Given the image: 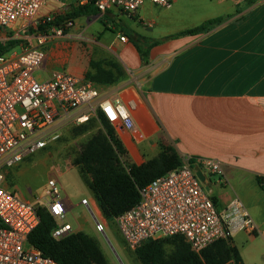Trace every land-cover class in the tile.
I'll return each mask as SVG.
<instances>
[{"label":"crops","instance_id":"obj_1","mask_svg":"<svg viewBox=\"0 0 264 264\" xmlns=\"http://www.w3.org/2000/svg\"><path fill=\"white\" fill-rule=\"evenodd\" d=\"M213 1L210 4L217 15L203 22L215 18L224 21L208 33L175 39H166L171 34L150 39L129 25L134 22L145 26L147 2L132 17L117 9L98 12L96 16L106 19L104 29L116 33L106 42L100 40L101 36L87 33L97 22L89 19L96 16L73 19L63 40L45 46V60L37 76L47 79L55 71L68 73L66 67L75 56L79 64L68 74L89 81L108 98L134 100L131 127L112 126L129 164H145L156 158L163 146L172 147L181 160H217L224 184L215 180L209 190L217 211L228 214L237 203L258 229L252 235L236 232L231 244L243 264H264V0L247 9L234 0ZM86 3L87 0H48L41 12L66 16ZM127 28L132 33H127ZM120 36L127 41L120 42ZM155 41L160 42L150 48ZM137 47L147 52L144 58ZM91 62L113 72L115 82L96 84L86 79L88 72L94 74ZM113 65L122 72L121 76ZM83 187L74 184L72 193L61 187L62 199L70 210L67 215L75 208L89 215L80 204L87 199L102 217L95 199L92 195L86 197ZM78 227V232H83Z\"/></svg>","mask_w":264,"mask_h":264},{"label":"built area","instance_id":"obj_2","mask_svg":"<svg viewBox=\"0 0 264 264\" xmlns=\"http://www.w3.org/2000/svg\"><path fill=\"white\" fill-rule=\"evenodd\" d=\"M241 2L242 0H234ZM48 0H0V46L18 44L0 54V264H57L28 242L39 224V209L55 222L51 237L62 240L78 232L66 220L70 211L62 199V188L50 177L42 194L29 202L1 185L2 172L56 142L70 124H85L101 113L111 126L131 127L134 100L108 98L89 81L63 71L47 79L37 76L45 60V46L64 37L60 27L40 32L38 26L52 19L41 16ZM169 8L175 0H96L100 14L117 9L129 17L144 3ZM71 25L64 24V27ZM119 41L125 43V36ZM197 172H200L201 181ZM213 177L224 184L220 163L214 159L184 157L176 169L138 190L139 201L114 218L127 248L134 252L147 241L180 236L200 254L236 232L256 234L258 229L246 210L233 204L220 214L204 184ZM94 229L105 236L106 224L82 199Z\"/></svg>","mask_w":264,"mask_h":264},{"label":"trees","instance_id":"obj_3","mask_svg":"<svg viewBox=\"0 0 264 264\" xmlns=\"http://www.w3.org/2000/svg\"><path fill=\"white\" fill-rule=\"evenodd\" d=\"M259 0H247L248 6ZM96 0H87V3L76 7L66 16L55 17L50 22L38 26L40 32L50 27H60L65 36L68 29L64 22L71 23L73 19L83 16H96ZM224 21V18H215L203 22L199 26L179 32L166 39H175L184 36H195L208 33ZM133 37V36H131ZM160 41L152 43L150 48ZM18 42H9L6 47L0 46V54L16 46ZM138 49V47H137ZM145 57L147 52H141ZM94 74L88 72L85 78L96 84H112L115 82L113 72L101 68L100 63H90ZM116 68L115 65L112 66ZM116 73L122 72L116 68ZM96 119L103 128L92 136L83 146L75 164L81 167L86 177L87 186L100 210L102 217L113 221L115 217L132 208L139 201L138 190L152 180L176 169L182 163L176 151L169 146L161 147L158 156L141 166L126 162V151L115 135L113 127L101 113ZM39 224L28 236L29 244L40 251L45 257L57 264H108L97 241L84 232H76L65 239L56 241L51 237L55 227L53 218L45 209H39ZM230 240V239H229ZM229 240H219L200 254H196L180 236L147 241L134 251L140 264H243L238 250L229 243ZM170 246L171 252L166 254L165 247Z\"/></svg>","mask_w":264,"mask_h":264},{"label":"rangeland","instance_id":"obj_4","mask_svg":"<svg viewBox=\"0 0 264 264\" xmlns=\"http://www.w3.org/2000/svg\"><path fill=\"white\" fill-rule=\"evenodd\" d=\"M213 2V0H180L169 8L157 7L146 3L143 21L145 26L138 23L134 24V22H129V25H133L138 29L137 31L144 33L150 39H160L165 34L173 35L179 31L196 27L203 23V20L217 15V11L210 4ZM241 2L243 4L242 8L251 7L248 6L247 0H242ZM41 11V16H49L51 19H54L55 15H57H43ZM89 20L97 22L87 29L88 34L97 37L101 36L100 40L102 42L114 38L115 32L110 29H104L103 23L106 21L104 17L96 16ZM86 24L88 22L84 26ZM65 27L71 28V25ZM127 29V33H132L129 28ZM72 33H75L74 30ZM62 38L55 39L52 43ZM96 39L98 40V38ZM78 64L79 60L72 56L66 67L67 72L71 73ZM100 131L103 132V128L96 118L90 119L85 124L68 125L56 142L50 144L44 150L28 156L22 163L12 168L4 169L1 185L23 199L32 202L42 194L47 180L53 177L58 180L64 190L70 193H72L74 184H82L85 186L83 187L86 193L85 196L90 198L92 194H90L86 185L87 179L82 174L81 167L75 164V160L78 158L85 143ZM210 182L211 184H204L207 192L214 187L212 184H214L215 178L211 177ZM76 199L79 200L80 196L77 195ZM101 218L106 224L105 236L95 231L91 216L85 214L82 208H75L66 216V220L73 228L79 225V230L97 241L108 264H140L134 252L130 251L125 245L114 221H107L103 217ZM231 240H229L230 244ZM165 251L166 254H169L171 247L166 246Z\"/></svg>","mask_w":264,"mask_h":264},{"label":"water","instance_id":"obj_5","mask_svg":"<svg viewBox=\"0 0 264 264\" xmlns=\"http://www.w3.org/2000/svg\"><path fill=\"white\" fill-rule=\"evenodd\" d=\"M197 176H198V178H199L201 181H203V177H202V175H201L200 172H197Z\"/></svg>","mask_w":264,"mask_h":264}]
</instances>
